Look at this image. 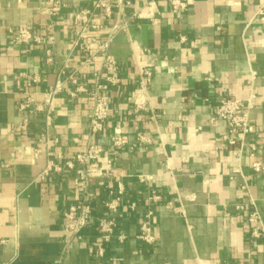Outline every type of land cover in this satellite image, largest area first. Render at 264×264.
Masks as SVG:
<instances>
[{"label": "crops", "instance_id": "1", "mask_svg": "<svg viewBox=\"0 0 264 264\" xmlns=\"http://www.w3.org/2000/svg\"><path fill=\"white\" fill-rule=\"evenodd\" d=\"M260 7L189 0L174 13L169 0H0V264H264V236L253 238L248 221L256 211L264 231V172L252 167L264 165ZM82 8L91 10L84 31L74 25ZM17 27L40 41L13 42ZM109 37L115 81L104 128L92 134L94 97L107 83L99 45ZM251 96L253 129L230 145L213 109ZM92 141L105 174L89 182L93 217L118 222L103 257L95 227L74 235L64 217L85 195L74 157ZM118 184L119 209L108 211ZM149 209L152 244L137 238Z\"/></svg>", "mask_w": 264, "mask_h": 264}, {"label": "built area", "instance_id": "2", "mask_svg": "<svg viewBox=\"0 0 264 264\" xmlns=\"http://www.w3.org/2000/svg\"><path fill=\"white\" fill-rule=\"evenodd\" d=\"M189 0H169V4L174 13H180L186 10ZM57 7H60L58 1L55 2ZM96 6L102 7L105 12H109V7L104 1H99ZM145 7L150 8L151 4L148 3ZM258 13L261 15V19L264 20V7L258 9ZM135 16L139 17L141 13L135 12ZM91 10L89 8L80 9L74 17V25L81 27L82 30H86L87 27L92 26L90 24ZM93 27H97L94 25ZM12 35V41L16 43H27L30 41H40V38L34 37L31 30L26 27H17L9 30ZM82 34V33H81ZM111 37L107 38L99 45V50L104 57L103 68L106 70L107 75L105 79L106 84L99 86L102 93L97 94L94 97V107L90 120L91 133H97L103 130L104 122L109 111L108 97L104 93L108 87V84L114 83L115 64L111 57L108 55L107 50L109 48V42ZM61 83L58 81L55 86L51 87L46 92V102L50 105L56 93L60 91ZM253 96L247 101L243 102L240 99L228 97L222 99L213 109V118L217 117L223 119L227 124L226 132L223 139L230 145L236 144L238 140H242L244 136L252 131L253 127L249 123L248 111L252 107ZM140 141H147L144 137H139ZM115 145H119L120 141L118 138L113 139ZM103 148L100 144L90 142L86 149L77 155L74 159L78 164L76 169L75 184L80 188L85 195L83 199L78 203L71 204L64 212V217L67 220L68 229L74 234H78L83 228L88 226H94L99 233L100 244L95 246L94 254L96 257H103L104 247L103 243L110 241L115 234L117 228V220L113 217L106 215H99L93 217V208L90 202L92 194L89 192L90 179L94 177L105 176L103 168L100 166V159L102 158ZM253 170L256 172H264V165L259 162L252 164ZM42 177V176H41ZM122 186L118 184V191L114 194L111 192V197L104 202V207L108 211H117L121 203ZM151 200L155 201L159 199L157 194H152ZM132 205H130V208ZM152 210H147L143 216L140 224L137 238L147 244L155 242V237L152 233ZM248 221L251 225L250 234L253 238L259 239L264 236L263 228L260 226V217L256 211L250 213ZM122 239L123 237H118ZM92 249V248H91ZM92 251V250H91ZM239 264H250V263H239Z\"/></svg>", "mask_w": 264, "mask_h": 264}]
</instances>
